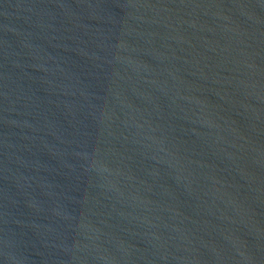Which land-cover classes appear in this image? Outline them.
Masks as SVG:
<instances>
[{"label": "water", "instance_id": "95a60500", "mask_svg": "<svg viewBox=\"0 0 264 264\" xmlns=\"http://www.w3.org/2000/svg\"><path fill=\"white\" fill-rule=\"evenodd\" d=\"M0 264H264V0H0Z\"/></svg>", "mask_w": 264, "mask_h": 264}]
</instances>
